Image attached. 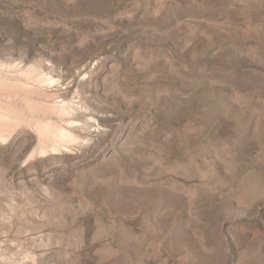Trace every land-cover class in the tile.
Returning <instances> with one entry per match:
<instances>
[{"label": "rangeland", "instance_id": "rangeland-1", "mask_svg": "<svg viewBox=\"0 0 264 264\" xmlns=\"http://www.w3.org/2000/svg\"><path fill=\"white\" fill-rule=\"evenodd\" d=\"M0 264H264V0H0Z\"/></svg>", "mask_w": 264, "mask_h": 264}]
</instances>
